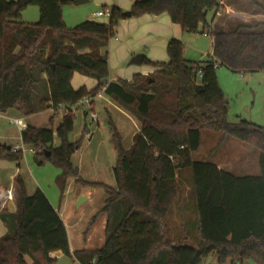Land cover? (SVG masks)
Returning <instances> with one entry per match:
<instances>
[{"label":"trees","instance_id":"1","mask_svg":"<svg viewBox=\"0 0 264 264\" xmlns=\"http://www.w3.org/2000/svg\"><path fill=\"white\" fill-rule=\"evenodd\" d=\"M222 1L136 0L132 16L167 13L185 32L209 34L213 51L200 61L187 59L183 41L173 37L167 62L145 58L157 67L153 73L109 81L108 54L101 49L126 18L121 7L113 4L106 22L86 19L68 27L62 6L74 0H0V113L19 102L26 115L69 107L104 88L140 125L127 149L109 117L118 159L116 186L105 185L101 212L107 213V222L100 248L71 252L68 227L58 210L41 188L29 194L18 175L17 210L0 211L8 228L0 237V264H27V256L33 264H53L57 258L51 252L56 250L83 264H201L211 253L217 254L219 264L228 259L232 264L245 259L264 264V124L228 120L229 104L217 76L220 66L264 71V20H237L219 29L213 22L225 13ZM252 1L264 13V5ZM30 5L39 7L35 22L21 18ZM209 13L214 17L208 18ZM75 72L95 78L97 86L75 89ZM55 113L50 122L58 116ZM75 115L63 114L56 128L29 124L21 131L25 144L43 148L35 154L37 160H51L60 169L57 182L62 193L69 177L79 179L72 156L81 144L69 140ZM203 129L222 131L258 149L259 174L237 175L212 161L194 160ZM55 136L60 140L57 146ZM22 157L9 144H0V160L20 164ZM189 178L199 217L200 241L195 245L174 242L166 228V217L181 196L180 185Z\"/></svg>","mask_w":264,"mask_h":264},{"label":"rangeland","instance_id":"2","mask_svg":"<svg viewBox=\"0 0 264 264\" xmlns=\"http://www.w3.org/2000/svg\"><path fill=\"white\" fill-rule=\"evenodd\" d=\"M115 1L107 0V4L112 6ZM236 1L238 6L242 4L241 6L243 7L239 6L241 9L244 11L248 10L247 17L251 18V22H255L256 20L252 15L254 13H252L251 9L255 12L262 11V9L259 6H255L252 0ZM256 1L264 3V0ZM96 2L97 0H89L80 4H64L62 11L63 20L66 25L73 27L80 23V21L86 20L88 18L87 14L91 10L97 6H99L98 8L103 7L100 3L96 4ZM208 17L211 18L212 13H209ZM95 18L97 20L109 19L105 16ZM38 19L39 7L36 5L27 7L23 21L35 22ZM117 29L118 26L115 30V35L109 41L110 45L117 42L115 40L116 36L122 40ZM186 33V37H192L191 39L193 40L192 42L186 41L190 40V38H185L184 48L187 51L185 52V57L191 60L207 58L212 47L211 37L202 33ZM113 65L115 64L113 63ZM77 75H80L81 78L86 77L81 74ZM217 76L228 100V120L247 119L263 125L264 71L239 72L231 70L226 66H220L217 69ZM89 78L93 81V78ZM73 82L78 86L75 78ZM87 84L90 85V83ZM105 104L104 100H98L95 108L93 105V111L97 112L99 123L91 120V112L88 111L83 102L73 107V112L76 114L75 125L74 131L69 134V140H79L81 144L80 148L72 156V161L79 170V179L69 177L63 193L57 182L60 169L48 159L39 163L40 161L37 160L36 155L29 150L23 153L19 165L16 162L5 161L0 166L1 184L9 186L11 182L9 175L16 170L17 174L24 179L25 187L29 194H32L39 187L48 195L54 206L60 208L65 217L70 231L71 243L77 249L88 248V246L98 247L103 244L105 228L102 224L101 216L103 212H101V209L105 204V197H107L105 185L115 186L114 166L118 159V152L112 140L109 117L111 118L112 116L113 123L118 126L124 147L127 149L133 144L132 134L138 126V121L135 118L126 117L115 110L109 116L103 107ZM50 110L52 113L56 112L58 114L54 118V121L50 122L49 120V124L56 128L63 115L60 114L58 109ZM45 115H33V124L44 128L49 126L48 121H46L47 119L44 118ZM14 116H19V118L23 119L26 114L17 113ZM12 118L14 117L12 116ZM20 133L21 128L16 124L10 123V116H0L1 143L9 145L20 144L26 148H31V145L25 144L22 141ZM202 133L200 147L192 153L194 160L217 161L227 168H232V171L238 175L259 173L258 149L234 137H224L222 131L219 130L203 129ZM91 134L92 137L90 138ZM59 143V138L55 136L54 145L57 146ZM36 150L38 154L43 152V148H37ZM242 160L248 161V168H242ZM187 173L190 175L189 170H187ZM180 186L181 196L176 199L175 205L166 217L167 233L174 242L195 245L200 241V234L198 230L199 217L194 186L191 184L190 178ZM12 188L10 187L13 191ZM87 191L91 193L89 197L83 194ZM13 194L11 193L12 197H14ZM81 195L87 196V199L78 205V199ZM92 231H95L94 243H90L88 240V234ZM25 259L27 260V264H33L30 257L27 256ZM53 264L76 263L72 256L61 253ZM201 264H219L217 254L211 253L204 257ZM225 264H232V262L228 259ZM242 264L258 263L253 259H245Z\"/></svg>","mask_w":264,"mask_h":264},{"label":"crops","instance_id":"3","mask_svg":"<svg viewBox=\"0 0 264 264\" xmlns=\"http://www.w3.org/2000/svg\"><path fill=\"white\" fill-rule=\"evenodd\" d=\"M87 1H89V0H87ZM135 1L136 0H116L113 4L121 7L123 9V11H126V10H130L131 6L133 5L132 3H134ZM222 2L226 6L225 7V13L222 14V18L218 14L215 18V21L213 22L214 23L213 25H215L216 27L221 29V28H227L229 24L232 25L237 20L242 21V23L243 22L251 23V18L247 17V11L248 10L244 11L243 9L240 8V7H243V6H241L242 4L239 5L240 6L239 7L236 4L237 3L236 0H223ZM258 2L264 5V3H262L261 1H258ZM99 3H100V5L103 6L102 8L111 7V5L107 4V0H97L96 4H99ZM113 4H112V6H113ZM238 4H240V3H238ZM98 7L99 6H97L95 9L91 10L90 13L87 14V17H88L87 19L96 20V18L93 16V12L98 10V9H101ZM26 10H27V8L25 10H23V12H22V16H21L22 20H23V17L25 16ZM251 10H252V13H254L252 15L254 16L256 21L264 20V13L262 11H256L255 12V11H253V9H251ZM223 15H224V17H223ZM213 17L214 16L212 15L211 18H213ZM98 21L106 22V21H108V19L98 20ZM25 22H31V21H25ZM117 30H118V33L120 34V36L122 37V40L119 39L118 36H116L115 37V40L117 41L116 43L111 44V45L109 44L107 47L101 49L102 53L108 54L109 81H113V80H116L118 78L131 80V78L136 73H142V74L144 73L146 75L151 74L157 69V67L151 63H146L145 58H147L153 62H157V61L167 62L169 60V55L167 52V45H168V41L170 40V38H173V37L178 38V39L182 40L183 43L185 41V38H190V40H186V41L192 42V40H193V39H191L192 37H186L187 33L182 29V27L178 23H174L167 13H162L159 15L145 13L141 16H131L130 18L128 16H126V18L120 20ZM204 34L210 36L209 34H206V33H204ZM211 43H212V47L210 49L211 52L208 54H211L213 51V39H211ZM185 52H187V51L184 48V56H185ZM137 53H143L144 54L142 63L141 64L130 63L132 57ZM202 56H203V54H202ZM200 60H203V59H200ZM200 60H196V61H200ZM113 63L115 65H113ZM77 74H81V73L75 72L73 75V78H72V85L75 89H78L81 86H85L87 89L90 90V89H93L97 86L98 81L95 78H93V81H91V79L88 76L81 78V76L77 75ZM81 75L83 76V74H81ZM74 78L76 79L78 86H76L74 84V82H73ZM87 83H90V85H88ZM93 100H94V108H95L96 104H98V100H104L106 104L103 107L109 116L115 110L117 113H121L126 117L127 116L133 117L130 113H128L121 106L116 104L112 99H110V97L105 94L104 88L96 96H94ZM17 113L18 114L25 113L20 108V102L17 103V105L15 107L8 109L6 112L0 113V116H4V115L10 116V123H12L11 122L12 116L14 118L15 117L19 118V116H14ZM41 114H46L44 118L47 119L46 121H48V124H49V120H50L53 113L50 109H47V110H44V111H41V112H38L35 114H31V115L28 114V116L27 115L24 116V118H25V119L23 118L24 120L21 118L22 123H23V125L21 127V131L29 124L35 125L32 122V116L33 115H41ZM111 118H112V116H111ZM133 118H135V117H133ZM136 121H137V119H136ZM97 122L99 123V118H98ZM137 125L138 126L136 127V130L132 134L133 136L135 133H137L140 130L139 122L137 123ZM35 126H38V125H35ZM50 126L51 125L49 124V126H47V127H50ZM117 128H118V126H117ZM202 134H201V139H202ZM20 137H21V133H20ZM91 137H92V134L90 135V138ZM54 142H55V139H54ZM0 144H6V143L0 142ZM11 145H13V144H10V146ZM213 154H214V152H213ZM5 161H7V160H0V166H1V163L5 162ZM242 161H243L242 168L249 166L248 161H246V160H242ZM214 163H216L219 168L227 169L229 171L233 170L232 168L225 167L223 164H221L217 161H214ZM16 164H18V163L16 162ZM0 170H1V167H0ZM232 172H234V171H232ZM9 176L11 179L9 186L1 184V181H0V211L17 210L16 209L17 208V202H16V196H15V184H14V179L16 176H18L16 170L13 173L11 172V174ZM109 186H112V185H109ZM115 186H116V184H115ZM10 187H13L12 188L13 191L10 189ZM11 193H14L13 194L14 197L11 196ZM83 194H85L89 197V195L91 193L89 191H87V192H84ZM105 199H106V197H105ZM49 200H50V198H49ZM51 203H52V201H51ZM53 206H54V204H53ZM56 209L58 210L60 216L62 217L66 227H68V223H67L65 217L63 216L62 212L60 211V208H56ZM101 219H102L103 227L105 228L106 222H107V213H103L101 216ZM0 231H1L0 237L3 236L4 234H6L8 231L6 224L1 220V218H0ZM67 231H68V236H69V243H71L69 227L67 228ZM88 235H89L88 240L90 241V243H92V242L94 243L93 240L95 238V236H94L95 231H92ZM168 236H169V234H168ZM169 238L172 239L170 236H169ZM104 241H105V235L103 237V244H104ZM72 244L73 243L70 244V251L71 252H74L75 250H80V248L79 249L74 248V246ZM101 246H98V247H94V246L89 247L88 246V248H83V249L91 250V249L100 248ZM61 253H63L61 250L53 251V252H51V257L57 258V256Z\"/></svg>","mask_w":264,"mask_h":264},{"label":"built area","instance_id":"4","mask_svg":"<svg viewBox=\"0 0 264 264\" xmlns=\"http://www.w3.org/2000/svg\"><path fill=\"white\" fill-rule=\"evenodd\" d=\"M111 12H112V9L111 7H104V8H101V9H98L96 11L93 12V16L94 17H102V16H105V17H110L111 15ZM202 76V71L199 70L198 72V77L200 78ZM94 99V97H91V96H86L84 97L83 99H81L79 102L77 101V103H75L74 105H71L69 107H66L64 105H60L58 107V111L60 112V114H65L69 111H73V107H75L78 103L80 102H83L84 103V106L88 109V111L91 112V120L92 121H97L98 120V114L97 112L93 111V107L91 105V101ZM12 123L16 124L19 128L22 127L23 123H22V120L21 118H18V117H15V118H12L11 120ZM11 150L12 151H15V152H22V154L25 152V151H30L31 153L33 154H36L37 153V150L34 148V147H31V148H26L24 145H20V144H15V145H11ZM76 264H83L82 262L80 261H76L75 262Z\"/></svg>","mask_w":264,"mask_h":264},{"label":"water","instance_id":"5","mask_svg":"<svg viewBox=\"0 0 264 264\" xmlns=\"http://www.w3.org/2000/svg\"><path fill=\"white\" fill-rule=\"evenodd\" d=\"M86 1H87V0H74V2H75L76 4H80V3H83V2H86ZM124 13H125V15L128 16L129 18L132 16V11H131V10H126ZM143 57H144V54H143V53H137V54H135V55L132 57L130 63H132V64H141L142 61H143ZM9 148H11L10 145H9ZM46 155H49V152H47ZM41 162H43V161L40 160L39 163H41ZM86 199H87L86 196L81 195V196L79 197V199H78V205L81 204V203H82L84 200H86Z\"/></svg>","mask_w":264,"mask_h":264}]
</instances>
